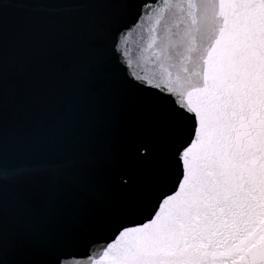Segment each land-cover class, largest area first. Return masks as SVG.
<instances>
[{"label":"snow or ice","instance_id":"obj_1","mask_svg":"<svg viewBox=\"0 0 264 264\" xmlns=\"http://www.w3.org/2000/svg\"><path fill=\"white\" fill-rule=\"evenodd\" d=\"M145 18L163 61L199 68L135 77L151 96L113 65ZM89 94L119 118L113 151L21 154ZM0 168V264H264V0H0Z\"/></svg>","mask_w":264,"mask_h":264},{"label":"water","instance_id":"obj_2","mask_svg":"<svg viewBox=\"0 0 264 264\" xmlns=\"http://www.w3.org/2000/svg\"><path fill=\"white\" fill-rule=\"evenodd\" d=\"M9 19L13 26L40 23L34 14L23 10L11 11ZM131 20L132 17L129 16L126 22ZM153 34L162 35L163 25H157L155 20L145 18L142 24L126 38V50L129 53L127 59L130 61V66L121 67L113 61L119 75L121 89L125 93L151 96L157 92L155 88L142 91V88H147V85L137 87L138 81L135 77L147 78L152 80L153 84L163 86L168 80L175 81L178 74L191 79L189 74L199 71L195 52L191 59L185 60L188 73L163 61L155 47H148L149 38ZM201 46L202 42L197 40V49ZM54 103L59 106L67 101H54ZM168 103L171 101L169 100ZM68 111V121L57 132V138L54 141L28 143L21 148V154L29 158L74 156L81 159L85 166H91V157L100 152H111L116 148L119 118L101 102L98 95L89 94L82 97L79 102L68 104ZM8 176V170L0 168V180L7 179ZM98 251V248L94 249L93 255Z\"/></svg>","mask_w":264,"mask_h":264}]
</instances>
